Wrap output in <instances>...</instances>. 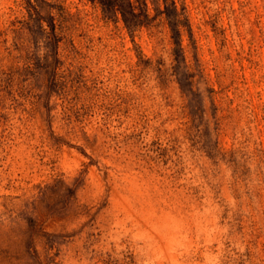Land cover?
Listing matches in <instances>:
<instances>
[{
  "label": "rangeland",
  "instance_id": "1",
  "mask_svg": "<svg viewBox=\"0 0 264 264\" xmlns=\"http://www.w3.org/2000/svg\"><path fill=\"white\" fill-rule=\"evenodd\" d=\"M46 1L0 0V264H264V0Z\"/></svg>",
  "mask_w": 264,
  "mask_h": 264
},
{
  "label": "trees",
  "instance_id": "2",
  "mask_svg": "<svg viewBox=\"0 0 264 264\" xmlns=\"http://www.w3.org/2000/svg\"><path fill=\"white\" fill-rule=\"evenodd\" d=\"M99 1L105 10L110 13L120 14L124 20L126 26L131 30L135 31L137 28L148 24L151 20V15L149 12V4L147 0H92ZM166 6L171 8V14H168L173 22V31L177 37L180 38L183 27H185L184 19L182 14L178 11L177 3L175 0H165ZM26 8L28 10L29 19L26 21L28 26H31L34 30L33 32H40L46 34V37L50 41L56 42L60 41L58 34L56 32V21L55 15L52 12L54 8L52 4L46 0H24ZM45 12V15L43 14ZM44 21L48 22L50 30L48 31L44 27ZM36 29V30H35ZM66 193L69 199H74L76 194V189L67 186ZM49 213L53 216L57 214V210L52 209ZM30 226H36L34 219H29ZM55 236V235H52ZM53 249V246L48 247V251ZM37 251V250H36ZM53 261V260H52ZM53 263H55L53 261Z\"/></svg>",
  "mask_w": 264,
  "mask_h": 264
}]
</instances>
